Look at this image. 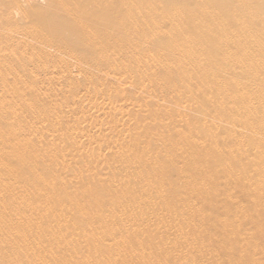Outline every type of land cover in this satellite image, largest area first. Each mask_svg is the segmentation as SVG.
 <instances>
[{"label": "bare ground", "instance_id": "1", "mask_svg": "<svg viewBox=\"0 0 264 264\" xmlns=\"http://www.w3.org/2000/svg\"><path fill=\"white\" fill-rule=\"evenodd\" d=\"M151 78L190 115L158 139L137 121L152 108L118 96H149ZM96 160L113 162L110 183L95 182ZM253 215L264 0H0V264H264V223L240 227Z\"/></svg>", "mask_w": 264, "mask_h": 264}, {"label": "rangeland", "instance_id": "2", "mask_svg": "<svg viewBox=\"0 0 264 264\" xmlns=\"http://www.w3.org/2000/svg\"><path fill=\"white\" fill-rule=\"evenodd\" d=\"M61 74H57L54 75V77H60L58 76ZM42 78V77H41ZM156 81L157 79L156 78H151L149 80H146L145 83H147V88L150 89V95H145L143 93L140 92L139 89H135L133 91H131L130 93H126V94H119V98H121L122 102H126L129 107L131 108L132 106V103H136V104H139L143 107H148V108H152L151 110L153 111L152 112V116L151 118L147 119L146 122H145V119L146 118H142V119H138V123L141 124L142 126H139L143 129V133H145V130L147 131L148 133V136L151 138V139H158L161 137L162 133L160 132V130L158 129L157 125L161 122H166L168 121L169 119H172V120H180L184 117H189L190 115L186 114V115H183L182 113H177L176 111V107L179 106L181 104L180 101H175L173 99H171L170 97V93H171V89L169 88H164V89H159V88H156L155 84H156ZM79 85V86H78ZM86 83L85 82H79L77 84V86L75 88H73L72 90V94H74V97L77 95V96H81L83 94V87H86ZM91 85V84H90ZM93 85L98 89V90H101L102 91H106L105 89H109V90H112L114 91L113 89H110L109 86H106L104 85V83L102 82H94ZM100 85V87L98 86ZM64 88H68L66 86H64ZM54 94H56L57 96L59 97H55L54 98V101L51 100V103H55V104H60L63 108H68V107H71L72 105L69 104V103H66L65 101L61 100L62 99V95L58 92L57 93V90L54 91ZM186 93L182 92L181 93V97L180 98H183L186 97V95H184ZM88 103H91L92 100H88L87 101ZM82 110H85V108L82 106L81 108L77 109V111L75 113H78ZM177 121V122H178ZM176 123V122H175ZM197 125H201L200 122L197 123ZM50 129V128H48ZM96 137H93V139H95ZM101 138V136H100ZM141 139H143V137H141ZM101 144H103V142L101 141ZM150 146V145H149ZM129 150H131L129 148ZM89 154H90V151H89V148H86L84 150V154H83V158L85 160H87L89 158ZM97 161V160H96ZM117 160H115L114 162H116ZM97 164L95 166L99 167V168H102V169H107V171L105 172H102V173H98L97 171V175L95 176V182L97 183H100V184H104L105 182H108L110 183L109 181H111V179H113V172L110 170L108 171L109 167H111V165L113 164L112 161L110 160H104L102 162H96ZM240 164H241V168H244V169H249L251 163L249 162V160H240ZM156 167V166H155ZM166 167H167V164L165 163H161L160 165L157 166V171L158 173L160 174H163L166 170ZM238 170L240 169L239 167L237 168ZM96 172V171H95ZM80 175V173L76 172L74 175L71 176V179L72 178H75V176ZM82 176L84 177H90V174H82ZM165 176V175H163ZM94 178V176H91ZM212 189V192L215 196H218L219 195V188H215V187H210ZM120 195V192H114V191H110L108 192V196H107V199L113 197V196H118ZM96 197H100L99 194H95ZM207 196H201V199L198 203V205L200 206V208H205V210L207 211V214H214L216 217H218L219 215H222L224 212V210L219 207V206H208L207 204ZM251 208L250 206L248 207V209ZM229 209V208H228ZM245 223V221H244ZM264 223V218L262 216H259V215H253V217H251L250 220L246 221V225L244 226H240L241 228H251L252 226H254L256 229H257V225L258 224H262ZM159 225H170L169 222L167 221H163V222H159L158 223ZM203 226L206 225L205 222H202ZM235 225H239L238 223L235 224ZM253 228V227H252ZM211 232V231H210ZM251 233V232H250ZM249 237V236H247ZM261 241V240H260ZM261 259H260V263H261ZM195 263L197 264H210L211 261L207 258V257H203V258H200V259H197L195 260ZM165 264V263H164Z\"/></svg>", "mask_w": 264, "mask_h": 264}]
</instances>
